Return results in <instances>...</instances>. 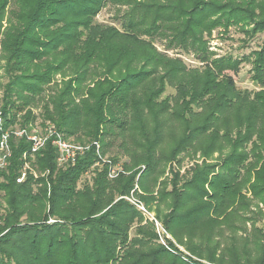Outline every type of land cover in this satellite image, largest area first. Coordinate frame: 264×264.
Segmentation results:
<instances>
[{
    "label": "trees",
    "instance_id": "obj_1",
    "mask_svg": "<svg viewBox=\"0 0 264 264\" xmlns=\"http://www.w3.org/2000/svg\"><path fill=\"white\" fill-rule=\"evenodd\" d=\"M9 4L0 0V60L9 76L0 103V141L8 135V154L0 150V264H190L170 241L175 254L155 243L130 196L199 260L264 264L257 226L264 220V41L242 59H212L204 40L218 28L264 32V0ZM107 4L128 8L118 27L94 20ZM156 41L200 65L168 57ZM242 62L259 91L236 89ZM66 70L72 75L45 98ZM166 85L175 95L161 99ZM42 97L41 127L53 134L31 153L33 142L14 132L31 133L37 115L29 105ZM118 136L126 160L111 179L119 161L103 158ZM59 138L82 152L59 164ZM180 155L202 161L189 177L171 171L170 182L157 186ZM89 173L91 184L78 188ZM226 230L249 235L239 244Z\"/></svg>",
    "mask_w": 264,
    "mask_h": 264
},
{
    "label": "rangeland",
    "instance_id": "obj_2",
    "mask_svg": "<svg viewBox=\"0 0 264 264\" xmlns=\"http://www.w3.org/2000/svg\"><path fill=\"white\" fill-rule=\"evenodd\" d=\"M14 1L15 0H10L9 8L13 7ZM127 9L128 8L126 6H121L120 8H116L110 4H107L95 16L94 20L96 23L101 24V25L118 27L119 25L117 22L121 20V16L127 11ZM263 17H264V13H263ZM227 31L228 32L224 33L223 29L218 28V29L212 30L209 36L205 37L206 34L204 35V40L206 41L208 50L210 51V53H212V59L213 58L217 59V58H221L225 56H230L234 59H242L243 56L244 57L248 56L253 51L259 49V47H261L264 41V32L254 34L253 37L251 36L249 37L245 35L243 32H241L242 30L241 29L239 30L237 27H230L229 30ZM154 45L158 51H164L165 49L164 42L156 41L154 42ZM164 52L170 58H180L187 67H198L200 65V63L194 60L191 55H186L184 53H179V52L176 53V51L174 50L169 51V52L167 51H164ZM4 65H5L4 61L0 60V103H1L2 96H3V92H4V85L7 83L8 78H9L8 74L5 72ZM227 74L232 75L231 72H228ZM71 75L72 74L70 73V71H67V70L64 72V75H56L54 81L48 87H45L44 97L46 98L48 95H52L55 92V90L61 86V82L63 80H67ZM250 76H251L250 65L246 62H242L239 65L238 74L233 75V82L238 91H247L252 94L260 90V86H258L251 79ZM174 95H175V90L169 87L168 85H166L165 92L162 95L161 99H164L166 97L171 98ZM44 97H42L39 101L38 100H34V102L31 101L32 104L29 105L30 107H32L31 109L33 113L37 115V119L33 123L35 127L34 129L38 133H41L44 131V129L41 128V125H42L41 106L43 104V101H45ZM110 140H112V144H110V146L106 149V154L104 155L103 159H107L109 157H115L116 159H118L119 162L117 165L118 167H120L119 165L123 163V161L126 160L125 159L126 153H124V148L123 146H120V144L122 143L124 139L121 136L120 137L118 136V137H112L110 138ZM110 140L107 139L106 141H110ZM126 141H127L126 147L129 149L132 148V142L130 140H126ZM216 156L217 154L214 155V157ZM179 158H180L179 164L176 161L173 163L166 164L165 173L162 176L157 178L158 180L157 186L159 185V183H162V182L169 183L172 178V174H171L172 172L174 173L177 172L179 174L180 180H183L185 177L186 178L189 177L191 173V168H193L195 164H200L202 161V159H199L198 156L195 159H189L186 155H180ZM91 177L92 175L90 173L83 176L82 180L79 181L77 187L81 188L84 181H86L90 185ZM136 180H138V177H136ZM168 189H170V187ZM135 190L138 193H141L136 185H135ZM126 200H128L131 204L135 205L138 211H140V213L142 214L143 222L141 225H144L147 222L150 223L156 235V239H155L156 244L166 248L171 253L175 254L174 251H172L173 248L171 250L168 249L169 247L168 241H170L174 245V247H176L180 251V257L185 262H188L190 264L191 262H194V264L195 263L209 264L206 261L199 260L195 255L191 254V252L187 251L184 246L179 245L172 238V236L166 232L161 221L158 218H156L154 211L148 212L146 208L144 207V205L140 203L139 201H137L132 196H130L129 198H126ZM0 203H1L0 209L2 211L3 203L1 201ZM152 208L153 210L156 208L155 203L152 204ZM159 209L165 212L164 207L161 206ZM251 209L254 210L253 207ZM257 219H258L257 226L264 228V220L261 218H257ZM136 226L137 225L133 226L131 230V234H133L134 228ZM249 229H250V226L249 224H247V231ZM230 234L231 233L226 230V232L224 233V236L227 237ZM231 235L234 237V239L238 240L240 244L241 241H243L244 236L246 235L248 237L249 233L248 232L243 233L241 231H238L237 233L231 234Z\"/></svg>",
    "mask_w": 264,
    "mask_h": 264
},
{
    "label": "built area",
    "instance_id": "obj_3",
    "mask_svg": "<svg viewBox=\"0 0 264 264\" xmlns=\"http://www.w3.org/2000/svg\"><path fill=\"white\" fill-rule=\"evenodd\" d=\"M34 128L35 127H33L31 129V133H29V134L24 129H20V130L18 129L14 132L15 136L21 137V136L25 135L28 140L33 142V145L31 148V153H34L35 151L40 149L43 146L45 140L48 137H50V135L53 134V130L50 129V127L45 128L44 131L41 133H38ZM7 137H8V135L4 134L2 136L1 141H0V150L5 151L6 155L8 154ZM53 143L58 148L59 156L57 158V161L59 164L64 163L65 161H67L70 158H73L74 153L76 151L82 152V150H83L82 147L63 142V141H61L60 138L53 141ZM24 168H28V165L25 164ZM117 171L119 172L120 168L118 166H115L114 168H112L110 170L108 177L111 179L116 177L117 173H118ZM24 175H25V173H22V175L19 177V179H17V182H21L24 179Z\"/></svg>",
    "mask_w": 264,
    "mask_h": 264
}]
</instances>
